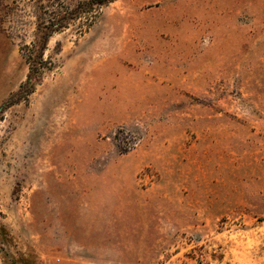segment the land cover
Listing matches in <instances>:
<instances>
[{
    "label": "rangeland",
    "instance_id": "rangeland-1",
    "mask_svg": "<svg viewBox=\"0 0 264 264\" xmlns=\"http://www.w3.org/2000/svg\"><path fill=\"white\" fill-rule=\"evenodd\" d=\"M53 10L0 0V264H264V0Z\"/></svg>",
    "mask_w": 264,
    "mask_h": 264
},
{
    "label": "trees",
    "instance_id": "trees-1",
    "mask_svg": "<svg viewBox=\"0 0 264 264\" xmlns=\"http://www.w3.org/2000/svg\"><path fill=\"white\" fill-rule=\"evenodd\" d=\"M34 1H36V4L39 5L42 2V0ZM111 1L113 0H84L80 1L75 8H71L70 3L63 4L64 1L48 0L50 5L54 6V10L49 13V18H46V20L40 23L39 28L41 33L36 36L35 46L43 50L47 46L49 38L53 32L70 26L72 21L81 17L82 22L79 25V31H84L94 22V16L96 15L95 13L98 8ZM59 5L63 7L62 11L56 9Z\"/></svg>",
    "mask_w": 264,
    "mask_h": 264
}]
</instances>
